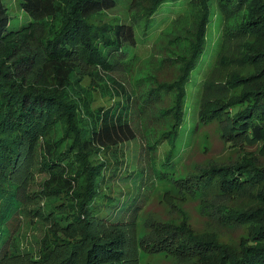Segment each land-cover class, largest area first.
<instances>
[{"label":"trees","instance_id":"1","mask_svg":"<svg viewBox=\"0 0 264 264\" xmlns=\"http://www.w3.org/2000/svg\"><path fill=\"white\" fill-rule=\"evenodd\" d=\"M166 1L175 0H153L146 5L147 11L141 13L144 32L153 26L154 14ZM211 1L189 0L201 13L196 39L188 58L183 60L177 54L182 65L175 104L160 107L162 115L172 113L175 121H170L159 138L145 137L135 163L129 165L118 151L139 138L142 130V121L136 123L134 94L126 91L117 97L111 92L110 104L95 105L98 79L92 70L110 74L121 69L123 53L138 43L134 22L126 17L107 18L108 10L121 0H19L31 19L18 28L10 26L8 7L0 0V40L9 36L19 39V32L28 30L25 48H8L0 63V264H139L143 242L137 222L145 203L139 202L138 194L146 178L153 185L158 177L167 175L156 167L158 139L164 138L170 146L162 166L168 169L174 161L178 125L184 119V83L191 79L205 47ZM241 2L219 0L218 5L226 16ZM250 13L247 21L234 27L240 29L238 36L247 39L264 33V0L251 7ZM243 40L248 51L245 64L264 60V47ZM9 54L14 59L6 63ZM258 76L262 83L244 90L229 105L204 102L200 118L219 122L227 141L264 142V65L229 80L243 84L251 78L255 82ZM119 82L118 88L124 87L125 83ZM211 83H206V89ZM143 149L151 159L153 174L140 170V161H135L141 159ZM259 151L264 157V143ZM246 158L202 168L192 173L195 177L191 179L198 182L190 184L196 188L202 180L209 184L219 176L226 195L247 193L251 199L264 201V158L256 153ZM33 170L48 174L39 193L27 191L22 183ZM126 210L131 214L126 216ZM30 211L47 225L38 256L20 252L16 246L18 230ZM261 215L244 206L232 207L224 220L235 225L251 222L250 237H244L239 247H221L216 238H195L189 233L188 238L200 243L205 252L197 249L198 258L190 251L184 254L193 264H264V213ZM155 247L169 248L167 237L162 236Z\"/></svg>","mask_w":264,"mask_h":264},{"label":"rangeland","instance_id":"2","mask_svg":"<svg viewBox=\"0 0 264 264\" xmlns=\"http://www.w3.org/2000/svg\"><path fill=\"white\" fill-rule=\"evenodd\" d=\"M218 1H211L212 14L207 22L205 47L199 54L196 68L191 72V79L184 83L186 89L183 102L184 119L178 125L180 138L178 147L174 151V161L168 169L162 166L167 159L170 146L164 138H160V141L158 139L156 167L160 172L165 170L167 175L158 177L153 185L151 179L146 178L138 194L139 202L145 203L137 222L139 238L143 242L140 243L139 264H193L189 256L184 253L190 251L195 258H198L201 255L196 252L197 249L204 251V247H201L200 243L195 244L191 241L188 238L189 233L195 238H216L221 247L225 245L239 247L244 237H250L249 229L252 223L242 225L228 223L224 220L225 214L232 207L238 206L255 210L258 216L264 213V201L260 198L251 199L246 195L247 193L240 192H229L231 195H226L222 188L223 180H220L219 176L213 183L208 184L202 180L199 187L194 188L191 185L198 182L191 179L195 177L192 173L199 172L205 167L209 168L215 163L230 164L247 160L246 157L252 156V153L264 158L259 153L264 143L262 139L256 142L243 141V139L227 141L221 135L223 131L219 122L203 121V117L199 116L204 109L205 101V105L207 102L215 104L223 102L224 105H229L241 96L244 90L255 89L262 83L260 76L255 82H252V78L245 80L249 83H243L244 85L232 84L229 80L231 76H241L256 71L260 63L264 65V60L252 66L245 64L244 56L248 51L247 46L243 45L245 41L243 39H246L247 42L256 43L257 47L262 49L264 33H255L247 39L244 35L238 36L239 28L234 29L247 21L248 16L251 15L250 8L258 5L261 0H242L226 16L219 9ZM235 1L237 0H231V3ZM4 2L8 7L12 28L21 27L31 19L30 14L20 6L19 0H4ZM152 2L153 0H121L117 7L108 10L109 19L126 17L134 22L138 43L123 53L121 69L109 74L97 72L96 68H92L98 79L94 85V88H98L94 94L95 105L110 104L113 101L109 98L111 92L117 97L120 93L125 94L126 91L134 94L136 123L140 125L142 121V130L139 138L131 140L126 144L127 146L124 145L126 148L123 151L122 148L118 151L129 165L135 163L138 149L140 145L144 146L146 138H159L161 133L170 127V121H175L170 111H168L170 114L162 115L160 107H171L176 102L180 87L176 85L181 76L182 65V60L177 54H181L183 60L184 57H189L201 18L199 7L190 4L189 0L166 1L154 14L153 26L144 32L142 29L145 18L141 13H145L146 5H151ZM26 31L28 30L19 32V39L16 36H9L0 40V63L4 61L2 57L8 52V48H25ZM10 54L6 63L14 59ZM121 80L125 85L122 84L124 87L118 88ZM208 81L212 83L211 87L206 89ZM141 155V159L139 157L135 160L140 161L138 167L147 174H153L148 153L143 149ZM34 170L27 174L22 183L26 185L27 191L39 193L42 188L41 183L48 174ZM171 174L172 176L168 177ZM28 204L37 205L33 202ZM130 214L131 210H126L125 215ZM46 226L37 213L33 214L32 211L26 213L15 238L18 250L29 251L32 255L38 256ZM162 236L168 239L167 249L155 247ZM178 249L182 251L177 254L175 251Z\"/></svg>","mask_w":264,"mask_h":264}]
</instances>
